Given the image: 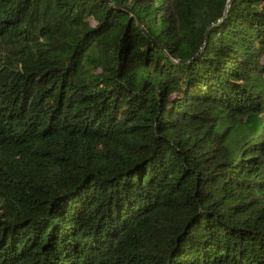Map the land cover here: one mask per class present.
Listing matches in <instances>:
<instances>
[{
    "label": "trees",
    "instance_id": "16d2710c",
    "mask_svg": "<svg viewBox=\"0 0 264 264\" xmlns=\"http://www.w3.org/2000/svg\"><path fill=\"white\" fill-rule=\"evenodd\" d=\"M263 61L264 0H0V264H264Z\"/></svg>",
    "mask_w": 264,
    "mask_h": 264
},
{
    "label": "water",
    "instance_id": "95a60500",
    "mask_svg": "<svg viewBox=\"0 0 264 264\" xmlns=\"http://www.w3.org/2000/svg\"><path fill=\"white\" fill-rule=\"evenodd\" d=\"M228 7V4H227V6H226V8ZM127 12H129L130 13V11H128L127 9H125Z\"/></svg>",
    "mask_w": 264,
    "mask_h": 264
},
{
    "label": "rangeland",
    "instance_id": "374dc122",
    "mask_svg": "<svg viewBox=\"0 0 264 264\" xmlns=\"http://www.w3.org/2000/svg\"><path fill=\"white\" fill-rule=\"evenodd\" d=\"M264 62V61H263Z\"/></svg>",
    "mask_w": 264,
    "mask_h": 264
}]
</instances>
